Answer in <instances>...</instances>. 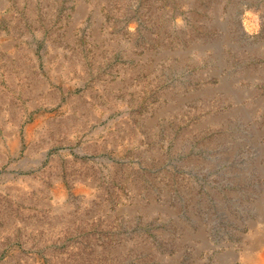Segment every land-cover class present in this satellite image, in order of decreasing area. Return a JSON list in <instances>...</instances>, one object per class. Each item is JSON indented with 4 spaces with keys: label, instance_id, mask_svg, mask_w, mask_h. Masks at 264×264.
<instances>
[{
    "label": "rangeland",
    "instance_id": "rangeland-1",
    "mask_svg": "<svg viewBox=\"0 0 264 264\" xmlns=\"http://www.w3.org/2000/svg\"><path fill=\"white\" fill-rule=\"evenodd\" d=\"M257 164L264 0H0V264L231 260Z\"/></svg>",
    "mask_w": 264,
    "mask_h": 264
},
{
    "label": "bare ground",
    "instance_id": "bare-ground-1",
    "mask_svg": "<svg viewBox=\"0 0 264 264\" xmlns=\"http://www.w3.org/2000/svg\"><path fill=\"white\" fill-rule=\"evenodd\" d=\"M17 143V142H16ZM17 145V144H15ZM13 146L11 145V148ZM227 169V168H226ZM254 171L256 174H259L261 177V182L254 184V188H250L248 192L253 193L255 196V199L252 201H244L243 206H248L251 211H253L252 217H243L241 218L240 215L235 214L234 212L230 211L231 206H225V204L222 201L221 195L216 198V204L221 207V210L219 214L221 215V219H224L225 221H229L234 223L236 226H240L247 229V233L241 232L240 230H235L236 235L241 237V240L239 241L240 245L247 251H245L243 254L241 253H235L234 249L235 242L228 240V237L225 236L222 243L219 244V246H224L229 248L227 251L230 255L233 256L231 260H229L227 257H225V253H219L218 257L220 260H218V263L216 264H264V165L257 164L255 167H232L228 169V173H236L237 174H251V172ZM233 175V174H232ZM239 176V175H238ZM237 176V177H238ZM239 178V177H238ZM243 178V176H242ZM241 178V179H242ZM250 178V177H249ZM253 178V177H252ZM247 179V178H246ZM240 180V179H237ZM252 180V179H251ZM257 180V179H256ZM243 181H245L243 179ZM250 181V180H249ZM240 183V182H239ZM256 183V182H255ZM244 184V183H243ZM251 184V183H249ZM236 185V183H235ZM232 187V186H231ZM239 187V186H238ZM210 188V187H209ZM247 188V187H246ZM235 190V189H234ZM208 191V190H207ZM210 191V190H209ZM216 191V190H215ZM245 191V189H244ZM64 192V191H63ZM237 192V191H236ZM239 192V191H238ZM66 193V192H65ZM211 193V192H210ZM59 194V193H58ZM225 194V193H224ZM227 195V194H226ZM64 196V195H62ZM211 196V195H210ZM224 196V195H223ZM233 196V195H231ZM243 196V195H241ZM60 197V196H59ZM235 199H237L239 196L238 194L234 195ZM233 198V197H232ZM62 199V198H61ZM252 199V198H251ZM240 198L237 200H234V206H237L239 209L240 207ZM207 201V200H206ZM213 201V200H212ZM230 202V201H229ZM242 203V202H241ZM204 204V203H203ZM215 204V205H216ZM233 204V203H232ZM168 207V206H167ZM205 207V206H204ZM203 208V207H202ZM164 208L162 209V211ZM167 210V209H166ZM204 211V210H203ZM161 212V211H160ZM174 212V211H173ZM236 212V211H235ZM190 213V212H189ZM188 213V214H189ZM193 213V212H192ZM212 213V212H211ZM239 214V213H238ZM249 215V214H248ZM190 217V216H189ZM202 217V216H201ZM200 217V218H201ZM209 217V216H208ZM164 218V217H163ZM180 218V217H179ZM204 218V217H203ZM218 218V217H217ZM213 219V218H212ZM194 220V219H190ZM199 220V218H198ZM202 220V219H201ZM205 220V219H204ZM215 220V219H214ZM176 221V220H175ZM196 221V220H195ZM224 221V222H225ZM194 222V221H193ZM206 222V221H205ZM212 222V221H211ZM215 222V221H214ZM226 223V222H225ZM186 224V223H184ZM183 224V225H184ZM209 224V223H208ZM190 225V223H189ZM215 225V224H214ZM193 226V225H192ZM198 226V225H197ZM209 226V225H208ZM195 227V226H194ZM201 232L203 233L204 227H201ZM233 228V227H232ZM190 229V228H189ZM211 229V228H209ZM222 229V228H221ZM225 229V228H224ZM245 229V231H246ZM214 230V229H213ZM230 230V229H229ZM188 231V230H186ZM225 231V230H224ZM190 232V231H189ZM196 233V232H194ZM233 233V232H231ZM213 234V233H211ZM195 235V234H194ZM198 235V234H197ZM200 235V234H199ZM208 235V234H207ZM221 236V235H220ZM234 236V235H233ZM236 236V237H237ZM209 237V236H208ZM202 238V237H201ZM221 238V237H220ZM239 238V237H238ZM205 243L207 247H213L214 245L205 237L204 238ZM201 240V239H200ZM191 241V239H190ZM202 241V240H201ZM201 243V242H200ZM238 243V242H237ZM194 245V244H193ZM202 245V244H201ZM239 245V246H240ZM192 247V246H191ZM201 247V246H198ZM251 247L254 249L255 252L250 251L249 248ZM205 248V247H204ZM218 248V246H217ZM157 249V248H156ZM168 249V248H167ZM178 249V248H177ZM207 249V248H206ZM209 249V248H208ZM179 250V249H178ZM197 250V249H196ZM203 250V249H202ZM198 251V250H197ZM173 252V251H172ZM179 252V251H178ZM177 252V253H178ZM243 252V251H242ZM197 253V252H196ZM158 259L161 261L162 264H176V260L178 259L176 256H169V255H162L161 252H155ZM181 255V254H180ZM212 255V254H211ZM215 255V254H214ZM200 256V255H199ZM217 257V258H218ZM206 258V257H205ZM203 258V259H205ZM202 259V260H203ZM209 259V258H208ZM207 259V260H208ZM213 259V258H212ZM215 261V260H214ZM197 262V261H196ZM200 262V261H198ZM202 263V262H201ZM215 264V262H214Z\"/></svg>",
    "mask_w": 264,
    "mask_h": 264
}]
</instances>
